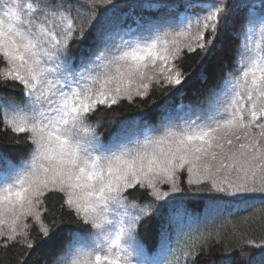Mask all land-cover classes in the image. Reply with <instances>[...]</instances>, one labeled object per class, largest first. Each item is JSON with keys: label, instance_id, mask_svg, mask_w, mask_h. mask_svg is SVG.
<instances>
[{"label": "snow or ice", "instance_id": "obj_1", "mask_svg": "<svg viewBox=\"0 0 264 264\" xmlns=\"http://www.w3.org/2000/svg\"><path fill=\"white\" fill-rule=\"evenodd\" d=\"M118 6L0 0V58L8 65L0 71V124L27 136L18 160L0 143V248L50 245L53 264H179L170 229L181 217L193 222L189 200L204 201L215 217L264 199V48L256 37L259 26L264 38V0H142L138 7L163 15L137 17L135 31L105 19ZM181 9L194 16L177 31L171 17ZM221 47L234 54L223 77L206 63ZM198 51L205 62L184 73L177 61ZM197 73L208 86L187 105L173 108L169 97L131 119L96 115L154 88L181 93ZM9 81L19 99L6 94ZM102 122L115 125L107 137ZM50 196L59 197L60 217L49 215ZM150 225L161 239L155 258L139 235ZM206 243H184V264H196ZM247 245L261 250L264 264V243ZM219 264L255 261L242 253Z\"/></svg>", "mask_w": 264, "mask_h": 264}, {"label": "trees", "instance_id": "obj_2", "mask_svg": "<svg viewBox=\"0 0 264 264\" xmlns=\"http://www.w3.org/2000/svg\"><path fill=\"white\" fill-rule=\"evenodd\" d=\"M216 2V0H207ZM259 0H254L258 2ZM119 5L117 8L110 10L105 17L109 21L128 22L137 15L144 19H152L156 22L158 18L163 15L162 12H145L138 7L142 0H114ZM195 2V0H194ZM240 0H228L229 4L239 3ZM184 10L172 14L171 19H175ZM192 11V10H190ZM103 15L104 10H100ZM125 24V23H124ZM74 51L78 45L73 46ZM233 52L230 48H218L215 55L206 61L208 66L214 69L216 74L223 77L224 73L232 70L234 60ZM202 54L198 51L196 54L185 52L182 58L177 61L184 73L191 74L197 71L201 63H204ZM7 63L0 58V71ZM3 77L0 76V82ZM208 84L203 83L197 76L188 80L185 89L181 93H176L175 88H154L153 93L148 97L141 99L134 97L129 102L127 100L121 101L119 105H114L111 110L101 108L100 113H105L107 116L127 117L129 119L136 117L138 114L148 112L151 109L152 101L160 102L169 97V104L173 108H178L182 103L187 105L194 99V93L198 90L206 88ZM175 93V94H173ZM9 97H16L19 99V86L12 81L8 82L7 93ZM155 115V114H154ZM93 123L96 121L93 120ZM155 123V119H153ZM115 125L108 122H102V126L98 127V132L105 137L109 136L113 131ZM27 136L24 134L14 135L12 131H5L2 124H0V143L6 147L14 148L12 155L18 160L24 156L27 149L24 147V140ZM10 141H20L18 148ZM139 196V193H136ZM131 199V197H129ZM137 203L143 204L144 201L137 200ZM49 208V215L60 217L62 211L60 209V200L57 196H50L46 202ZM187 207L191 210L193 222L189 223L187 218L181 217L177 221L179 227L174 226L170 229L171 246L175 257L178 258L179 264H184L183 256L181 255V248L184 243H194L196 240L207 239V243L203 245L196 264H219L222 257H229L230 259H238L242 253L251 255L254 258L255 264H261L260 249L249 247L248 241L255 244L264 243V199L257 197L246 210L241 205L232 206V214L221 213L215 217L207 215V209L204 201L187 202ZM65 223L69 222V218L64 215ZM47 222V221H46ZM32 224V223H31ZM182 228V230H180ZM201 233L208 234L206 237H201ZM140 239L145 245L147 255L149 258L158 257L161 251V239L159 229L149 226L139 232ZM195 238V239H194ZM30 239L37 245L40 244L42 236L39 234L38 228L33 227L30 230ZM30 250L26 247L13 246L8 249L0 248V264H19L25 258L24 254ZM54 251L50 245H42L35 247L27 256V264H53ZM169 259H173L169 255ZM175 264V262H174Z\"/></svg>", "mask_w": 264, "mask_h": 264}, {"label": "rangeland", "instance_id": "obj_3", "mask_svg": "<svg viewBox=\"0 0 264 264\" xmlns=\"http://www.w3.org/2000/svg\"><path fill=\"white\" fill-rule=\"evenodd\" d=\"M208 3H212V4H215L216 2H210L208 1ZM257 4H259V2H256ZM257 11H259V9H257ZM189 16H194V12L193 11H183L182 13L179 14V16L175 19H172V22L175 24L176 26V30L179 31L181 26L185 23V17H189ZM138 16L135 15V17H133L132 19H130V21L126 22L124 24V26L127 28V29H130L132 31H135V23L134 21L136 20ZM256 37H257V45L260 47V48H264V38H261L260 37V30H259V26H257V29H256ZM183 40V38H181ZM8 68V65H5L2 67L1 71L5 70ZM182 104V103H181ZM180 104V105H181ZM179 105V106H180ZM178 106V107H179ZM255 131V129L253 130ZM167 190V189H165ZM27 223L31 224L32 221L29 219L28 221H26Z\"/></svg>", "mask_w": 264, "mask_h": 264}]
</instances>
